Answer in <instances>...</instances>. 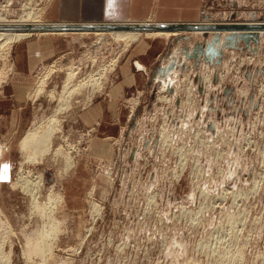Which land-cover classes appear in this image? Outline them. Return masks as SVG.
Returning a JSON list of instances; mask_svg holds the SVG:
<instances>
[{"label": "rangeland", "instance_id": "1", "mask_svg": "<svg viewBox=\"0 0 264 264\" xmlns=\"http://www.w3.org/2000/svg\"><path fill=\"white\" fill-rule=\"evenodd\" d=\"M51 2L0 0V13L11 9V17H17L33 12L51 21L62 16L53 12ZM233 3L206 0L204 10L224 16L232 8L229 18L264 20V0ZM246 13L253 18L244 20ZM173 37H150L170 42L158 67L173 48L186 46H176ZM193 39L188 47L194 46ZM26 43L52 59L32 76L15 146L6 141L0 147L13 160L10 179L0 182V264H264V43L258 55L243 43V50H226L217 68L196 69L190 60L191 69L179 71L173 91L160 90L154 74L151 92L131 101L136 91L126 94L124 117L108 131L86 121L84 109L104 99L133 44L116 64L111 60L120 48L109 33L34 34L0 46V98L15 74V47ZM58 60L64 67L54 68L34 100L41 75ZM205 72L211 83H204ZM69 76L71 94L63 89ZM204 84L209 90H203ZM56 108H62L56 113L60 131L51 149L20 171L26 156L20 140ZM137 124L144 127L135 129ZM162 131L170 133L164 147L158 142ZM104 132L115 134L110 145L91 141ZM37 172L46 183L38 189L39 208L20 182ZM52 186L62 200L54 194L49 199ZM31 245L50 249L43 257L30 256Z\"/></svg>", "mask_w": 264, "mask_h": 264}, {"label": "crops", "instance_id": "2", "mask_svg": "<svg viewBox=\"0 0 264 264\" xmlns=\"http://www.w3.org/2000/svg\"><path fill=\"white\" fill-rule=\"evenodd\" d=\"M228 1V0H227ZM237 3V0H234ZM58 2V3H57ZM243 0H239L241 4ZM50 8L53 12L60 11L62 16L53 18V22H120L128 20L142 21L154 19L156 22H200L210 13L205 12L206 0H53ZM226 3V2H225ZM233 3L234 7L236 4ZM229 4L227 3L226 6ZM246 9L249 5H245ZM152 7V8H151ZM231 8V6H230ZM75 10L76 13H71ZM236 9H232L233 12ZM247 11V10H246ZM245 11V12H246ZM52 12V13H53ZM69 12V14H66ZM210 14L216 21L228 20L229 15ZM126 13L125 16L123 14ZM68 15V16H64ZM246 19H252L251 13H246ZM250 15V16H249ZM50 20V19H49ZM217 24V23H216ZM260 44L264 43V32H261ZM214 32L210 33L213 35ZM227 32H221L224 36ZM195 38V37H193ZM201 38L196 36L194 43ZM40 44V43H37ZM29 45L20 44L15 47V74L10 83L2 88V97L0 98V147L6 141L13 145V139L21 131L25 121L24 107L28 96L30 95V86L32 76L38 68L52 59L51 54L45 52L34 53ZM35 48V47H34ZM170 42L166 38H142L130 47L127 55L116 69V80L111 87L103 94L105 97L98 104L84 109L83 116L87 120L92 119L93 126H118L120 120L124 117L125 96L129 91H136L139 100L141 95L153 89L150 85V79L154 77L159 68L161 59L166 55ZM233 52V51H232ZM228 53V51H227ZM180 59V58H179ZM189 65L191 62L188 61ZM139 96V97H138ZM19 107V111L17 110ZM91 123V122H90ZM98 129V130H99ZM105 130V131H106ZM123 131L120 129L119 133ZM102 136H96L91 141L97 145H110V136L115 134L100 133ZM8 143V142H7ZM0 182L10 179L13 160L11 153L2 155L0 150Z\"/></svg>", "mask_w": 264, "mask_h": 264}, {"label": "bare ground", "instance_id": "3", "mask_svg": "<svg viewBox=\"0 0 264 264\" xmlns=\"http://www.w3.org/2000/svg\"><path fill=\"white\" fill-rule=\"evenodd\" d=\"M9 1L10 0H7V2H9ZM10 10L9 9L8 10L7 9H3L4 12L0 13V25L18 26V25H31V24H44V23H53V24H55V23H57V22H53V21H46L43 17L41 18L40 15H38L37 13H33V12H25L24 14L19 15L17 17L16 16L11 17L12 14H10ZM207 16H209V15H207ZM207 16H205L202 19V23L222 24V23H229L228 21H230V19L222 21V22L221 21H216L211 16H209L210 19H207ZM153 20L154 19H147V20H142V21L128 20V21H120V22H98V23H124V22H126V23H160V22H156V21H153ZM235 21H237V20H235ZM58 23H61V24H72L74 22L64 21V22H58ZM77 23H85V22H77ZM87 23H89V22H87ZM232 23H235V22H232ZM88 32L89 31H84V32H81V33L86 34ZM53 33L61 34V33H69V32H53ZM96 33L99 34V35H103L105 33H109V35L111 36L113 41L118 43L120 50H118V52H117L118 53L117 57L115 59L113 58L114 60L113 59L111 60V62H113V64H116L117 58L123 52L127 51L132 44H134L137 41H139L140 39H142L143 36H146V37H163V36L169 37L171 35H174L173 40H175L176 36L179 35V34H175V33H171V32H141V31H122V32L121 31H114V32H96ZM210 33H212V32H210ZM259 33H260V36H262L261 35L262 33L261 32H259ZM34 34H39V35H41V34H49V32L34 33L32 31L0 30V43L2 44V45L0 44V46H4L5 47L6 45H9L11 43H16V42H19V41H21V40H23L25 38L31 37ZM191 34H192V36H198V35L201 36V39L199 38V40L197 39V41H202L204 39L202 33H197V32L193 33L192 32ZM213 36H214V34L213 35H209L208 40H210ZM224 36L221 35L222 39L224 38ZM181 42L182 41H179L177 44L175 43L176 46L179 45ZM189 42H188V44H189ZM195 43H193V44H195ZM191 47H192V45H191ZM191 47H189V48H191ZM180 48H175V49L173 48V51H171V54H172L171 57H169L167 62L164 63L165 64L164 67H168V66L171 65L173 58H175V60L177 62V67L175 69H173L168 75H166L164 77L161 74L157 75V79L158 80H156V81L160 82V86H158V87H161L160 90L162 89V90L167 91V92L173 91L175 86H176V84L178 83V79H179V76H180L179 71L180 70L183 71V70H186V69H189V70L191 69L189 67L190 65L188 63V61H190V60L185 57V55L181 52ZM221 50L224 51V57H225V54H226L225 51L226 50H235V49H226V47H224V49L222 48ZM181 53H182V56L180 55ZM228 53H229V56H231V55L233 56L232 58H234L236 56V54H234V51L233 52L229 51ZM246 59L247 58L244 57L242 60L245 61ZM183 64H185L189 68L186 67V69H181ZM240 65H241V62H240ZM218 66L219 65L206 64L203 61L201 63V65L199 67H197L196 69L205 70V69H210L211 67L217 68ZM224 66L226 67L227 63L224 62L223 67ZM62 67H64V65L60 64L59 60L58 61H54L53 65H49L47 67V69L41 75V77L39 79L38 89H37V92H36V94L34 96V98H35L34 100H36L38 98V94L43 92V90L45 89L47 83L50 80L51 75H53V73L56 71L54 68H56L58 70L59 68H62ZM199 71H198V73H199ZM193 77H192V79H194L196 76L194 78ZM201 77H202V75H201ZM71 78H72V76H69L66 79L65 84L63 86V89H64V91H66L67 94H71V92H72V90L70 88V80H71ZM202 78L204 79V83H211V76L208 74V72H205ZM207 85L209 86V84H206V86L204 84V87H202L203 90L207 88ZM208 88H210V86ZM206 90H209V89H206ZM157 91H159V90H157ZM244 93H247V92H244ZM175 94H176V92L174 91V95ZM161 98H163V97H161ZM172 99H174V98H172ZM166 100H167V98H166ZM214 100H215V98H214ZM180 102H181V100H180ZM234 105H236V104H234ZM205 106L206 105H204V107ZM239 106H241V105H239ZM204 109L205 108H203L202 111ZM60 110H62V108H56L54 110V112H52L49 116L42 118V120L39 122V124L37 126H35L34 128H32L30 131H28L23 136V138L20 140L18 145H20V149L22 150V152L23 153L25 152L24 154H26L25 159L22 162V167H21L20 171H22V168L27 163H37L38 160H39L38 156H41L44 153H47L51 149V147H52V145L54 143V139H55L56 135L58 134V132L60 131V128L58 127L59 126L58 125L59 121H58V119L56 117V113L58 111H60ZM194 112L195 111H193L191 113L195 114ZM186 114H187V112H186ZM189 114H190V112H189ZM200 115H201V113H200ZM188 116H191V114L188 115ZM188 116L186 117V119L187 118L189 119ZM180 118H182V117H180ZM190 120H189V122H190ZM143 127L144 126L142 124H139L137 126V128L135 127V129H139L140 130ZM167 141H170V133L168 131L167 132L166 131L160 132L159 139H158L159 144L164 147V144H167ZM4 149H5L4 147L1 149L2 155H4V153L8 154L7 149H5V150ZM27 177H28V175L26 177H23L20 180L21 186L26 191H29L32 194L33 200L36 203V206L39 208L40 206H38L39 203L37 202L38 189L41 186L42 187L41 191H42L43 188L46 187L44 175L42 173H40V172H37L36 175H32L30 177L31 179H27ZM32 181H33V185L35 186V188H32V183H31ZM49 191H50L49 192V195H50L49 199L52 198L51 195H53V194L57 196L56 200H59V199L62 200L63 199L62 195L59 196V194L55 192L56 190L54 189V186H52ZM92 208H93V212H96V213H98L99 210H100V206L96 205L95 203H94ZM46 236L47 235H43V237H46ZM31 246H33V247L31 249L29 248V251H28V255H30V256H31V254L35 253V255L37 254V255H40L41 257H43L45 255V253H47V251L50 249L49 247H46V246H44V247H39L37 245H31Z\"/></svg>", "mask_w": 264, "mask_h": 264}, {"label": "water", "instance_id": "4", "mask_svg": "<svg viewBox=\"0 0 264 264\" xmlns=\"http://www.w3.org/2000/svg\"><path fill=\"white\" fill-rule=\"evenodd\" d=\"M237 14H233L228 21L229 23L213 24L200 22H163V23H44L31 25H0V30L13 31H32L34 33H53V32H114V31H141V32H171L179 34L174 42L177 44L182 41L186 46L181 47V52L189 60L195 61V66L199 67L204 61L210 65H221L224 60V51L226 49L243 50V43L247 50L258 55L262 48L260 47V33L264 32V20L242 22L237 20ZM207 19H210L207 16ZM237 20V21H235ZM222 22V21H221ZM235 22V23H232ZM202 33L203 40L196 41L193 47H188V42L193 38L191 33ZM210 32H214V36L208 40ZM221 32H227L222 39ZM252 43L255 46H252ZM171 52L168 58L171 57ZM177 67V62L173 58L172 63L168 67H159L155 72V76L159 73L162 76L168 75ZM186 65H182V69H186ZM190 67V66H189ZM187 67V68H189ZM191 68V67H190ZM264 72V69L261 70Z\"/></svg>", "mask_w": 264, "mask_h": 264}]
</instances>
